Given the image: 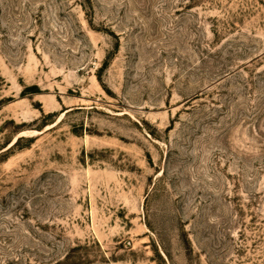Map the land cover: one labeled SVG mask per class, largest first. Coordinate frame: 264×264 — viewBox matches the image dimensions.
I'll list each match as a JSON object with an SVG mask.
<instances>
[{"label": "rangeland", "instance_id": "rangeland-1", "mask_svg": "<svg viewBox=\"0 0 264 264\" xmlns=\"http://www.w3.org/2000/svg\"><path fill=\"white\" fill-rule=\"evenodd\" d=\"M0 264H264V0H0Z\"/></svg>", "mask_w": 264, "mask_h": 264}]
</instances>
